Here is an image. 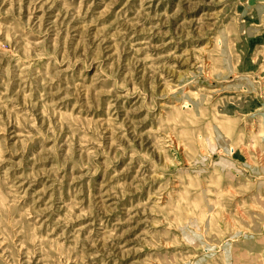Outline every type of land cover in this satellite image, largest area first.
I'll return each mask as SVG.
<instances>
[{
    "label": "rangeland",
    "instance_id": "obj_1",
    "mask_svg": "<svg viewBox=\"0 0 264 264\" xmlns=\"http://www.w3.org/2000/svg\"><path fill=\"white\" fill-rule=\"evenodd\" d=\"M0 264H264V0H0Z\"/></svg>",
    "mask_w": 264,
    "mask_h": 264
},
{
    "label": "bare ground",
    "instance_id": "obj_2",
    "mask_svg": "<svg viewBox=\"0 0 264 264\" xmlns=\"http://www.w3.org/2000/svg\"><path fill=\"white\" fill-rule=\"evenodd\" d=\"M47 8H49V7H47ZM47 8H46V9H47ZM49 9H50V8H49ZM47 15H48V14H47ZM46 23H47V22H46ZM21 75H22V74H21ZM18 82H19V81H18ZM18 89H19V88H18ZM20 89H21V88H20ZM17 94H19V93H17Z\"/></svg>",
    "mask_w": 264,
    "mask_h": 264
}]
</instances>
